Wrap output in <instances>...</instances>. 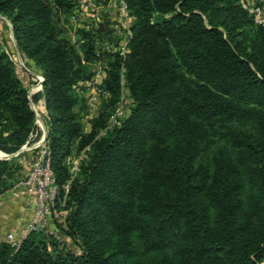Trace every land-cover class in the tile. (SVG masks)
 <instances>
[{
	"label": "trees",
	"instance_id": "16d2710c",
	"mask_svg": "<svg viewBox=\"0 0 264 264\" xmlns=\"http://www.w3.org/2000/svg\"><path fill=\"white\" fill-rule=\"evenodd\" d=\"M89 1L0 0L42 78L31 100L44 106L57 187L49 223L79 250L52 255L37 239L46 230H32L18 248L0 243V264H264V27L240 0H122L129 33L119 17L121 45L105 67L98 25L83 31L82 57L60 37L56 11L67 17ZM90 82L107 97L84 133L77 111ZM34 118L0 52V150L18 151ZM75 143L72 175L64 161ZM14 176L0 158V195ZM56 210H68L61 223Z\"/></svg>",
	"mask_w": 264,
	"mask_h": 264
},
{
	"label": "rangeland",
	"instance_id": "374dc122",
	"mask_svg": "<svg viewBox=\"0 0 264 264\" xmlns=\"http://www.w3.org/2000/svg\"><path fill=\"white\" fill-rule=\"evenodd\" d=\"M252 2L262 6L264 0H252ZM89 3V10L97 14L99 19L97 23L100 31L96 36L98 39L95 40L96 53L98 57H100L99 59L101 64L107 67V54L117 51L119 45H121L120 40L123 36L122 30L121 32L117 31L118 27L116 26L117 21L119 20L117 5L115 3V0H90ZM85 18L88 19L86 21H88L91 25L94 24V18H92L91 16H85ZM56 19L58 21V26L60 29V37L72 44L82 57L81 47L85 40L88 39V36L83 33V31H85V28L77 25L76 28L73 29L72 25H69V23H67L68 28L62 26L61 20L63 19V16L58 11H56ZM16 46L17 45L13 38L9 21L4 16L0 15V52H4L7 55L8 59L12 62L16 73L21 78L23 85L27 89L28 97L31 99V95L41 91V85L39 84V78L41 77V75L39 71L32 65V63L22 56V52ZM82 63L85 64V60H82ZM97 64H99V62L93 61L89 62L87 66L91 71H95L94 67ZM92 95H94L95 99L90 101V97ZM83 96L85 99V106L81 109H78L77 122L80 125V130L86 133L91 127V120H93L98 115V112L102 107V100L107 97V94H105L101 90L95 89L93 83L90 82V84H87L85 91H83ZM33 104L34 108L37 109L36 112H38V114L36 116L37 118H34V127L29 132L27 141L20 147V149L22 148V151L18 153H16L17 151L13 153H5L0 150V158L3 157L1 153H5V158L9 159V161L11 162V171L15 170L14 185L25 180L27 174L29 173L31 163L41 156V151L45 146L43 144L44 132L46 135V116L44 106L41 101ZM117 107H121L120 103L117 105ZM76 143L74 145L72 153L68 156L70 158H77L79 155H81V152L76 148ZM66 159L64 161V164L70 171V165L67 163ZM15 190L16 192L18 191L25 193L28 196L25 188L22 186L16 187ZM8 191L12 192L13 187ZM63 205L64 200H62L61 203L62 207ZM67 212L68 210H56L54 211L55 216L53 217L56 218L58 223H61L62 216L66 215ZM51 215L52 213H49L48 217L51 218ZM52 229H54L53 220L49 223L48 231ZM48 231H44V234L39 235L37 239L44 243L46 250L49 253L53 255L55 253H64L67 250H72L75 253L79 252L78 244H76L70 238L68 239L65 237L63 239L57 240L53 236L50 237Z\"/></svg>",
	"mask_w": 264,
	"mask_h": 264
},
{
	"label": "built area",
	"instance_id": "2783aa9c",
	"mask_svg": "<svg viewBox=\"0 0 264 264\" xmlns=\"http://www.w3.org/2000/svg\"><path fill=\"white\" fill-rule=\"evenodd\" d=\"M240 3L242 7L253 16L254 21L264 27V3L262 6L253 3L252 0H240ZM118 5L119 17L122 20V28L126 31V33H129L128 28L131 24L132 17L129 15L126 5L122 0H118ZM89 9L90 3H85L82 5L81 10L75 12L70 16H67L66 18L65 16H63V19L61 20L62 26L68 28L67 23H69V25H72L73 29H75L77 25L85 29L96 28L98 25L97 21L99 20L98 16ZM85 16H91L92 18H94V24L91 25L88 21H86L88 19H86ZM119 51L121 55H124L127 52L126 43L122 44V46L119 48ZM101 75L102 66L100 64H97L95 70V82L99 80ZM40 79L41 77L39 78V80ZM94 99V95H92L90 97V101ZM121 113V108H118L116 110V113L110 116V121L108 123L109 127L116 123V116L120 115ZM79 159L80 156H78L77 158L68 157L66 159L67 163L70 165V173L72 175H74L77 170ZM18 186L24 187L28 196H33L34 200L32 216L28 224V232L32 230L43 229L48 231V215L52 203L55 199L57 187L54 181L53 172L50 168L48 151L45 146L41 151V156L31 163L29 173L27 174L25 180L13 186V193H16L15 189ZM48 232L55 238L59 239V235L57 232L53 230H49ZM25 236L26 234L16 238L13 233H7L5 238L0 241V243L5 242L14 248H18L20 242L25 238Z\"/></svg>",
	"mask_w": 264,
	"mask_h": 264
},
{
	"label": "crops",
	"instance_id": "0c3cea01",
	"mask_svg": "<svg viewBox=\"0 0 264 264\" xmlns=\"http://www.w3.org/2000/svg\"><path fill=\"white\" fill-rule=\"evenodd\" d=\"M33 206V196L25 193L7 191L0 195V241L7 233H13L16 238L27 234Z\"/></svg>",
	"mask_w": 264,
	"mask_h": 264
},
{
	"label": "water",
	"instance_id": "95a60500",
	"mask_svg": "<svg viewBox=\"0 0 264 264\" xmlns=\"http://www.w3.org/2000/svg\"><path fill=\"white\" fill-rule=\"evenodd\" d=\"M17 47V46H16ZM41 81H42V78L40 79V85H41ZM29 105H30V107H31V109L33 110V112H34V114H35V117L37 116L36 115V110H35V108H34V104L32 103V101H31V99L29 98ZM37 118V117H36ZM45 133H44V135H43V139H45ZM20 151H22V148L20 149V150H18L16 153H18V152H20ZM1 155H3V157H5V153H1ZM2 158V157H1Z\"/></svg>",
	"mask_w": 264,
	"mask_h": 264
},
{
	"label": "bare ground",
	"instance_id": "6f19581e",
	"mask_svg": "<svg viewBox=\"0 0 264 264\" xmlns=\"http://www.w3.org/2000/svg\"><path fill=\"white\" fill-rule=\"evenodd\" d=\"M35 110H37V109H35ZM38 114V112H36V115ZM39 116V115H38Z\"/></svg>",
	"mask_w": 264,
	"mask_h": 264
}]
</instances>
